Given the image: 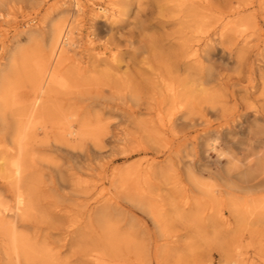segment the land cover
<instances>
[{
  "label": "rangeland",
  "instance_id": "1",
  "mask_svg": "<svg viewBox=\"0 0 264 264\" xmlns=\"http://www.w3.org/2000/svg\"><path fill=\"white\" fill-rule=\"evenodd\" d=\"M204 1L81 0L77 44L59 66L64 84L35 90L33 64L46 59L73 0H0V199L14 205L21 194L24 245L17 262L1 217L0 264H264L255 43L241 49L227 34L209 62L182 57L204 15L241 20L263 38L262 10L255 0ZM19 107L35 110L37 124L16 175L1 119ZM180 113L186 124L169 128ZM239 113L241 129L212 148L213 130ZM58 120L86 132L63 139L50 128ZM240 171L263 181L241 187L231 176Z\"/></svg>",
  "mask_w": 264,
  "mask_h": 264
},
{
  "label": "bare ground",
  "instance_id": "2",
  "mask_svg": "<svg viewBox=\"0 0 264 264\" xmlns=\"http://www.w3.org/2000/svg\"><path fill=\"white\" fill-rule=\"evenodd\" d=\"M257 5L262 10V23L264 25V0H255ZM62 4H65L63 1ZM5 5V4H4ZM201 5L206 8H210L211 4L205 0L201 2ZM83 10V5L81 0H73V6L70 8L64 5V8L61 9V13L71 11V17L67 21H62L56 26H54L51 30L50 43H49V51L44 61L34 62L33 70H34V83H36L37 88L35 90H47L54 85H63L64 79L59 70V66L64 59H66L67 52L70 48H74L77 44V41L74 37V33L72 31L71 23L74 22L79 13ZM104 12H108L104 7L101 9ZM0 15L2 13L0 12ZM204 22L199 24L200 31L199 35L194 39V43L190 44L188 50L183 58H188L189 60L197 63H201L202 61H210L212 52L215 49V46L221 45L222 39L225 35H230L234 40H236L237 44H240V48L244 49L249 43L254 41L256 46V56L261 64L264 66V37L261 38V29L257 31H248L247 26L241 20L238 19H228L224 20V18L218 19L215 24L212 23V19L204 15ZM207 18V19H206ZM105 51H103L104 53ZM115 56H113L114 58ZM116 64V63H115ZM114 65V64H113ZM210 75V72L207 73ZM168 87V85H166ZM170 92H173V88L169 86L167 88ZM174 95V94H173ZM100 97L97 95V98ZM14 100L7 103L12 105L14 104ZM21 110V111H20ZM207 114L209 113L206 112ZM254 119L258 117V111L254 113ZM211 116V115H209ZM246 114L239 113L232 120L231 124L226 123L222 125L220 129L213 130L214 136L212 141V148H215V143L218 138L221 137H229L235 133V128L241 129L242 127V119L245 118ZM10 119L7 117H3L2 126L3 128L11 135V142H13V148L15 147L16 152L18 153V157L10 160L9 164L11 170L14 174L19 175L22 171L23 164L22 158L23 153L26 150L27 139L29 138L30 133L33 131L32 129L36 128V113L35 110L31 111L29 109H21L14 112H10ZM241 120V121H240ZM168 124L167 126L171 129L181 128L186 123L182 116V113L175 116H169L166 119ZM208 118L205 117L201 120V122H207ZM192 124V121L189 122ZM85 124L80 125L81 128L75 127L71 122H65L62 120L55 121L51 126V130H53L58 136L63 139L73 138L80 135H83L86 131L84 128ZM40 129L45 130V126H39ZM200 139L203 136L198 135ZM197 136V137H198ZM187 162V161H186ZM185 163V161H184ZM232 177L241 178V187L250 188L252 186H257L262 179H255L254 176L249 173L237 172V174H231ZM16 202L14 205H9L3 200L0 199V218L7 217L9 223H5V233L10 238V247L16 256V261H19V253L24 250V245L16 232V223L19 214L22 212L23 206V198L21 194L16 195ZM3 223V221L0 220ZM231 264H235V260H231Z\"/></svg>",
  "mask_w": 264,
  "mask_h": 264
}]
</instances>
